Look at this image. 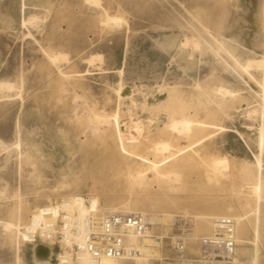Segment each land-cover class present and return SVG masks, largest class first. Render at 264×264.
I'll return each instance as SVG.
<instances>
[{"label": "rangeland", "instance_id": "rangeland-1", "mask_svg": "<svg viewBox=\"0 0 264 264\" xmlns=\"http://www.w3.org/2000/svg\"><path fill=\"white\" fill-rule=\"evenodd\" d=\"M108 17L122 22L107 23ZM239 28L247 34L236 35ZM238 38H248L247 49L238 43L247 54L234 55L251 62L247 69L228 54ZM217 42L228 52L216 55ZM261 61L264 0H0V220L22 227L9 233L0 224V264H56L66 202L94 212L99 199L101 207L129 204L161 214L164 199L180 197L177 206L190 209L170 212L189 221L194 213L223 212L225 204L246 213L237 195L241 168L264 151ZM120 83L132 91L131 106L117 93ZM116 112L127 140L135 135L137 151L151 161L146 146L155 141L171 139L174 151L200 140L195 149L201 157L224 158L231 175L214 179L201 158L183 171L177 191L151 170L141 184L122 163ZM172 113L197 120L198 132L173 139ZM17 149L30 155L20 157ZM246 220L240 237L251 243L238 242L236 262L264 264V227L256 237V219ZM164 230L161 224L155 232ZM196 232L197 241L188 240L194 252L208 235ZM170 248L165 244L163 253Z\"/></svg>", "mask_w": 264, "mask_h": 264}, {"label": "bare ground", "instance_id": "bare-ground-1", "mask_svg": "<svg viewBox=\"0 0 264 264\" xmlns=\"http://www.w3.org/2000/svg\"><path fill=\"white\" fill-rule=\"evenodd\" d=\"M121 22H122L121 17H108V19H107V23H113L116 25L120 24ZM242 34L246 35L247 33L245 32V30L243 28H239L238 33H236V35L242 36ZM242 40H240L239 38L234 40L235 44H232L234 52H232V53H231V51L228 52L229 48H227V46L224 43L217 42V50H215L216 51L215 54L219 55L220 50H227L229 56L235 62L240 64V67L247 69V67H245V66L249 67L251 65V62H246L243 64V63L239 62L236 59V57L234 56L235 54H237L239 56L241 54H244V55L247 54L246 49L248 48V45H247L248 38H244L243 42H242ZM165 43H166V45L168 43V46H170L171 45L170 39H169V42L167 40V42H165ZM238 43L240 45L247 46L246 49L238 48V46H239ZM187 44H188V41H185V43H183V46H186ZM195 45L197 48H201L200 42H198V41L195 42ZM212 50H214V49L212 48ZM239 56H237V58ZM53 57L55 58L54 55H53ZM57 58L58 57L56 56L55 59H57ZM55 59H53V60H55ZM53 60H51V61H53ZM91 61H93V60H91ZM256 65L258 66V64H256ZM259 65L264 66V62L261 61L259 63ZM2 85H5V84H2ZM6 85H8V84H6ZM9 86H7V87L5 86V87L8 88ZM0 88H1V86H0ZM2 88H3V86H2ZM215 90H216V88H215ZM219 91L222 95L231 94L232 96H234L232 91H229L227 89L219 88ZM173 92H175V91H173ZM117 93H119L120 98L125 99L129 105L133 102L132 98H131L132 91L128 86H125L124 83H120L119 90ZM177 95H178V93H177ZM157 96L159 97V95H155L153 100L155 99V97L157 98ZM163 97H165V96L163 95ZM164 100H165V98H164ZM150 103H153V102H150ZM161 104L163 107L168 106L167 105L168 103H165V101H163ZM146 106H148V104H145L143 107H146ZM162 106H161V108H162ZM131 109H133V107ZM183 111L184 110L182 109L181 113H183ZM174 113H172L169 117L170 129L173 130L174 131L173 133L175 134V135H172L173 139L191 138L196 133V131L198 132L197 127L201 126V125H198L197 120L192 119L190 117H184V116L177 118L174 116ZM104 119H106L107 122L109 121V119L106 117H104ZM114 121H115V127H117L116 128L117 129L116 139H117V143H118V147H119L120 156L122 158V163L125 165V167H127L126 170L130 174V176H132V178L138 180V182L140 181L142 184L148 180L146 177V175H147L146 172L148 170H151L153 173L152 174L153 178L156 180H159V181H163V183L169 188L170 191H175V190L177 191V190L181 189L182 186L180 184V181H181L182 176H183V171L186 170V168L191 167L197 160L202 158L201 155L195 149V148H197V146L200 144L201 141L198 140L197 142L196 141L191 142L188 145H186L184 147H179L174 151H172L173 150L172 149L173 144H172L171 139L163 140V141H155L154 143H152V145L146 146L147 148L150 149V151L154 155V161H151L148 156L141 154L137 151L140 143L135 140V138H134L135 135L133 137H131L129 140H127V138L124 135V133L122 132L123 130L120 126V114H119V112L118 113L116 112V115L114 116ZM138 124L136 125V123H135L134 125L139 127V131H140L141 125H140V123H138ZM202 127L208 128V127H204V126H202ZM211 128H213V126ZM131 131H132V128H131ZM184 134H185V136H183ZM262 135H264V134H262ZM17 151H18V154L20 155V157H24V156L28 157L30 155L25 150H24L25 152L23 151L24 153L22 151H19L18 149H17ZM165 152H168V155H166L162 160L157 161L156 160L157 156L159 154L165 153ZM263 152L260 153L259 156H257L256 162H254L253 165H250V164L244 165L241 168L243 178H241V175H240V178L242 179V180L241 179L240 180L242 182L239 185L240 188H238L239 192L238 191H235V192H238L237 195L245 201L244 207H245V210H247L246 213H244L242 215L239 214L237 209L235 208V206L233 204H225L224 206L227 210H225L223 212H219V213L208 212V211H202V212H198L196 214L194 213V216H192L191 221H193L195 223V225L193 227L191 224L192 233L188 234V240H191L193 242L197 241L198 235H200V234H197L196 230H199L202 233H206V234L210 235L214 229L212 220L218 216L234 218L236 220V222H237V242H239V243H243L245 245L251 243L249 240H246V239L240 237V235L245 234V232L247 230L246 229L247 224H245L243 222L244 219L248 218V221L250 223H251L252 219H256L255 226H254V232L256 234V237L259 236V233L261 231V227L262 226L264 227V213H263L264 210L262 209V206L264 203V160H263ZM255 157H256V155H255ZM223 160H224V158L222 159V161ZM226 160H228V159H225V161ZM216 161H217V163H216ZM222 161H221V158H218V157L217 158H211L209 161L204 160V158L201 159V162L203 163V165L208 167L207 168L208 172L213 175L214 179L215 178H219V179L220 178L221 179L222 178H228L231 175L230 165L228 166L226 164H223ZM226 163H228V162H226ZM142 167L143 168L145 167L146 169H142ZM127 177H128V175H127ZM133 182L135 183V180ZM235 190H237V188H235ZM175 199L176 200H174V201L169 200V198L164 199L162 201V210H161L162 213L161 214H154V215L158 216V218L160 219V224H162V226L165 229L164 232H161L162 234H168L170 232V228H171L173 221L175 220L176 217H178L180 215V214H171V212H170L171 209L178 208V209H182L183 211L190 209V208H183V207L179 208L177 206L178 205L177 203L178 202L181 203V198L176 197ZM93 202H94V204H93L94 205L93 206L94 212H96V213L101 212L102 216H104L110 212H118V211H120V212H135L136 211L137 212L138 210L144 211L146 209V208H140L138 206H132L129 204H124L122 206H117V207L115 205L105 204V205H103L104 207H101L99 199L95 200ZM252 202H254V204H251ZM100 207L102 208V210H99ZM70 211H73L72 214H69ZM61 212L64 214L63 215L64 218L61 219L62 223H63L61 226V229H62L64 244L72 245L73 240H74L78 245L81 246V248H84V246H85L84 244H85V241L87 238V228H86L87 225L85 223H86V219L92 215V213H93L92 209L86 205H77L75 203H67L66 202L62 206ZM13 214H14V212H12V215ZM0 224L4 228V230L9 232V233H13L14 230L20 231L22 229L21 226L17 225L12 220H9V221H1L0 220ZM73 229H76V232H73ZM129 242L136 245L137 253L135 254V256H133L132 258H129V259H121V260L104 257L102 259V264H142L143 262H147L150 259L163 260V261L165 259H167V261H165V263L166 264H172L171 261H168L171 259L170 253L168 252V253L164 254L162 251L163 247L157 245L156 243L154 244V242L152 240H146L143 242V241H139L136 237H131L129 239ZM42 255H43V251H40L39 256H42ZM83 259H84L83 264H90L91 263L90 258L88 259L87 256H85ZM177 264H180V263H177Z\"/></svg>", "mask_w": 264, "mask_h": 264}, {"label": "built area", "instance_id": "built-area-1", "mask_svg": "<svg viewBox=\"0 0 264 264\" xmlns=\"http://www.w3.org/2000/svg\"><path fill=\"white\" fill-rule=\"evenodd\" d=\"M212 222L213 232L199 238L198 249L194 252L190 250L188 243L192 222L186 218L176 217L174 230L162 234L155 232L161 224L158 216L154 214L118 211L99 216L93 212L86 219L87 238L84 248L74 240L72 245L64 244L60 228V252L56 264H83L85 256L90 258V264H102L104 257L120 260L132 258L137 253V248L129 242L131 237L143 242L152 240L163 248L168 244L171 247V259L168 261L172 264H237L236 220L218 216ZM165 261L167 259L160 260L162 263Z\"/></svg>", "mask_w": 264, "mask_h": 264}]
</instances>
